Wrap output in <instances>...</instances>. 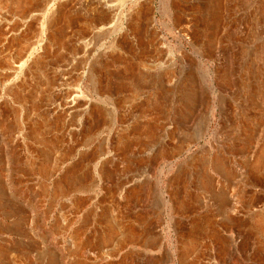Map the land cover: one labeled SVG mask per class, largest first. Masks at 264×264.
<instances>
[{
    "label": "rangeland",
    "instance_id": "obj_1",
    "mask_svg": "<svg viewBox=\"0 0 264 264\" xmlns=\"http://www.w3.org/2000/svg\"><path fill=\"white\" fill-rule=\"evenodd\" d=\"M90 1L82 0L81 7L58 0L53 6L72 20L61 16L64 47L59 49V57L47 62L49 67L61 55L65 57L75 31L90 22L84 15L92 9L87 6ZM262 3L264 0H131L127 4L125 15H137L131 34H125V19L115 37L119 42L115 55L121 63L110 65L109 76L102 73L100 77L101 87L88 94L95 100L101 93L109 95L119 110L121 107L120 121L128 126L118 133L115 162L107 166L104 181L97 182L91 202L83 195L70 201L61 196L75 185L91 184L85 158L88 151L48 177L46 169H53L54 163L43 158L44 149L29 138L26 144L35 154L24 156L10 142L13 126H0V201L6 208L0 211V259L4 254L18 258L21 245L32 243L34 253L28 260L18 258L19 264H115L105 262L106 255L99 248L109 237L120 235V241L131 244L135 251L116 264H264L260 219L264 210L255 209L259 196H264L259 192L264 173H259L255 154L249 156L264 129V108L255 94L256 84L264 81ZM180 20L189 28L186 36L171 30ZM165 57L175 63L174 70L163 78L166 89L157 93L148 89L147 102L139 103L136 69L143 62ZM52 74L54 71L50 73L51 87L45 86L44 94H34L39 122L43 115L50 119L46 105L53 99L56 74ZM171 80L174 88H168ZM97 106L92 110L95 118ZM15 115L17 118V111ZM15 115L11 118L14 125ZM62 115L54 118L53 124L58 125H53L54 131H59L52 138L55 148L70 152V140L76 139L67 133V117ZM97 120L95 127L103 122ZM245 129L252 138L248 137L250 143H244L248 140ZM217 160L221 162L218 169L214 166ZM151 164L157 165L156 174L147 171ZM132 180L130 190L123 191ZM52 232L54 237L49 235ZM24 233L28 236L20 235ZM75 234L76 240L71 242L70 236ZM81 239L83 244L76 243Z\"/></svg>",
    "mask_w": 264,
    "mask_h": 264
},
{
    "label": "bare ground",
    "instance_id": "obj_2",
    "mask_svg": "<svg viewBox=\"0 0 264 264\" xmlns=\"http://www.w3.org/2000/svg\"><path fill=\"white\" fill-rule=\"evenodd\" d=\"M57 1L58 0H0V126H2V128L7 127V129H9L8 127L10 126H13L9 130L10 142L12 145L17 144L19 146L18 148H21V152L23 151L22 154H24V156H30L35 154L26 144V141L29 138H32L34 142L39 144L44 149L45 154H43V158L49 163L50 162L54 163L53 169H49V168L46 169L47 173L45 174H48V177L49 176L51 177L52 172L54 173L56 172V170H62L73 160L82 157L85 151H88L89 153L86 154L85 158L87 160V167H86L87 171H90V173L92 174L91 184H88L87 186L75 185L73 188L66 191V193L60 195L66 201H70L71 198L76 195H83L84 197L86 196L91 202V200L95 198L94 193L96 191L97 186L102 181H104L103 177H105L104 176L106 175L105 173L108 172V170L106 169L107 166L110 164V162L114 161V157L116 159V156H114L113 151H114V147L116 146V142L118 141L117 140L118 133L121 129L128 126V123H124L120 121L119 112L121 110V107L119 110L118 109L119 107H117L118 104L114 102L112 98L109 97V95L106 96L105 95L106 93H101L98 95V97L99 96L100 97L95 100L93 97H91L88 94V92L89 90L97 91L98 85L101 82L100 77L103 75L102 73H104L106 77L109 76V74H107V69L110 68V65H115L119 62L121 63V61L118 58H116L115 55L119 47L118 45L119 42L115 37L117 36V34L121 32L122 29L121 23L122 20L125 19H126L125 21L126 23L124 27L125 34H127V36L131 34L130 32L133 30L132 26L133 23L135 22L134 20L137 14L130 12L125 15L124 13L125 7L131 0H91L90 2H88L89 4H87V6L88 7L92 6V9L86 12L85 14L82 13L87 18L90 19V22L84 23L79 31H75L77 33L74 34L73 36L74 40L71 49L69 47V51L65 54V57L62 58L61 55L60 58L61 60H59L55 64L52 63L53 65L49 67V65H47V62H49L51 57L54 58L59 57L58 56L59 49L61 47H64V41L61 36L62 32L60 31L59 28L60 27L59 22L61 21V16L62 17L65 16L67 20L68 19L72 20L69 15L65 14L63 16L61 15V13L53 9V6L56 4ZM65 1L68 2L70 1L75 6L79 4L81 5V7L83 6L82 0H65ZM10 8L12 9L11 11H9ZM259 11L262 13L264 19V3H262L259 6ZM177 19L179 20V16H177ZM177 23L180 24L174 25V27L171 28V30L178 32V34L181 36H186L189 33V28L183 26L181 20L180 22L177 21ZM156 35L158 34L156 33ZM261 35H262L263 43L260 48V56L264 57V22L262 23ZM62 53H64L63 50ZM164 59L157 58V59H152V61L147 63L143 62L136 69L137 71H135L136 74L134 75L135 81L137 82V83L135 82V90L137 93V101L139 103L143 104L147 102L148 89L154 91L155 93L166 89L165 88L166 85L163 81V78L166 72L170 71L171 73V70L173 69L172 65L175 63L170 62L171 60L168 61V58H166L167 60ZM52 71H54V73L56 74V78H54L51 88V94H53V99L50 100V103L48 105H46L47 106L46 113L50 116V119L46 118L45 120L43 115L44 120L42 118V121L39 122L38 120L40 119L37 120L39 116L36 117L34 114L35 106H36L34 94L35 93L44 94L43 92L46 90V88L44 87L45 86L48 87L50 86L49 83H52L49 82V79H51L50 73H52ZM127 73L128 72H126V74ZM173 80L168 81L167 84L168 88H174L175 80L174 81ZM255 94L257 100L259 101V103H261V105L264 108L263 80L256 84ZM96 105H98L97 106L98 110L96 111L97 118L103 120L102 124L99 125V127H95L94 125V123L99 120L95 118L96 115L93 114L92 111L93 108H96L95 107ZM122 109H124V107ZM16 111H17V118L15 115ZM47 114L45 116H47ZM60 114L61 116H63L62 114L66 115L67 119L65 120L66 121L65 124H66L67 133L69 135H72V137L74 136L76 139V140L73 139L70 140V145L72 146L70 152L68 151L63 152V150H59L55 148V143H54L55 141L53 140L54 138H52L54 137L53 135L56 134L57 131H59L57 129L56 131H54L53 125H56V127H58V125L56 123L55 124L53 123L55 122L54 118ZM12 115H15L16 118L15 125L11 123ZM36 115L38 114L36 113ZM244 133L246 135V138H248L249 130L245 129ZM249 138L248 140L244 141V143L249 142ZM254 142L256 143V145L253 144L255 145L254 149L253 146L251 145L253 149V153L252 155L249 156L254 157L253 154H255L256 157L255 163L258 167L259 173L260 172L264 173V129L260 130L259 137ZM33 147L35 148L34 145ZM227 149L229 150V148ZM116 154L117 153H115V155ZM159 163L161 164V162ZM219 165H221V162L220 160H217L214 166L215 168L218 169V167H221ZM157 168L158 167L156 164H151L147 169V171L150 172V170H152V172L155 173ZM133 182H134L133 180L128 181L122 187V189H124L123 191L126 192L129 191L130 190L129 188L132 187ZM146 186H147L146 188H148V185ZM259 187H261L259 192L260 193L263 192L264 194V180L262 181ZM259 198L260 199L257 198L259 202L257 207H255V209L258 208L259 210H264V196L263 197L259 196ZM5 209L6 208L4 204L2 203V201H0V211L5 212L6 211ZM260 219L262 223L261 224L262 229L264 232V214L260 216ZM64 224H69V223L65 222ZM33 225L34 222L31 223L30 226ZM20 235L24 237L26 233H24V235L23 234ZM49 235L54 237L55 233L52 232L49 233ZM89 235L90 234H88V236ZM76 237H77L76 234L71 235L70 241L74 242L76 240ZM116 237L115 236L109 237V239L106 242H104L105 241L104 240L103 241L104 243L101 244V247L99 248V250L100 251L102 250L101 252H104V254L106 255L103 258L104 261L107 263L112 260L116 263L117 262L120 263L122 258L127 253L131 251H135V249L131 244H126L125 242L123 244L120 241L121 238L123 237H121L120 235L119 236L116 235ZM83 241L84 240L81 239L79 242L76 243L83 244L84 243ZM31 244L21 245V248L19 250L20 256H18V258H23V260L24 259L28 260V258L34 253V249L32 247L34 245ZM85 251L84 254L86 253ZM91 251L90 253L87 254H91ZM88 257L90 258V256ZM18 258L17 256L9 257V255L4 254L0 259V264H19ZM214 259L215 258H213L212 260ZM219 263L220 262H217V264Z\"/></svg>",
    "mask_w": 264,
    "mask_h": 264
}]
</instances>
